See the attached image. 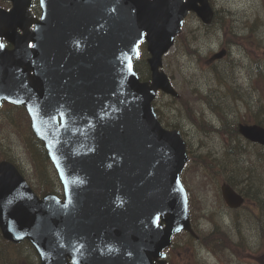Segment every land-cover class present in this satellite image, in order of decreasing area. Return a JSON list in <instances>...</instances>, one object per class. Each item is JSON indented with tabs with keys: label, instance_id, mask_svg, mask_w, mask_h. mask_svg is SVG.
<instances>
[{
	"label": "water",
	"instance_id": "water-1",
	"mask_svg": "<svg viewBox=\"0 0 264 264\" xmlns=\"http://www.w3.org/2000/svg\"><path fill=\"white\" fill-rule=\"evenodd\" d=\"M8 1L12 8L0 9V107L26 108L64 199L39 198L1 161L2 237L27 240L40 264H155L174 234L193 232L180 181L185 145L151 103L158 90L176 96L162 57L189 11L210 23L208 0H40V21L31 0ZM143 40L151 82L132 67ZM239 132L264 146V128ZM222 195L230 207L243 202L228 185Z\"/></svg>",
	"mask_w": 264,
	"mask_h": 264
},
{
	"label": "rangeland",
	"instance_id": "rangeland-1",
	"mask_svg": "<svg viewBox=\"0 0 264 264\" xmlns=\"http://www.w3.org/2000/svg\"><path fill=\"white\" fill-rule=\"evenodd\" d=\"M33 1L36 7L37 0ZM210 4L215 11H225V31L218 29L216 22L204 27L195 15H188L181 34L163 59V70L178 97L159 93L153 102L163 127L168 130L177 127L186 145L189 159L181 181L188 195L190 220L197 235L196 239L190 240L183 235L175 237L167 252V264H264L263 185L254 184L256 195L244 196L245 204L239 210L229 209L221 196V186L227 183L225 174H231L232 168L235 175L244 168L252 170L255 175L256 156L245 151L241 157L234 156L238 165L231 161L228 166H223L225 170L222 168L221 162L232 141L228 133L215 129L219 127L221 117L216 116L217 109L210 105L222 102L220 109L225 110L220 114L227 120H220L228 123L230 129L233 125L237 127L239 121L253 125L256 119L264 116V0H210ZM0 7L7 9L2 1ZM226 28H235L239 34L248 33L246 36L254 43L239 41L243 47L231 49L229 59L211 63L210 57L222 49V40L229 39ZM142 51L136 70L148 77V55L144 47ZM229 62L235 66L228 81L229 88L235 92L233 96L218 86L212 75L216 68L227 70ZM6 111L11 110L6 106L0 113V161L11 160L18 164L30 186L39 194L43 185H47V189L60 190L52 165L47 164L38 174L32 167L25 148L30 142L27 114L13 111L16 125L11 126L4 117ZM201 119L212 127L204 128ZM259 171L264 172V161ZM232 187L242 194L238 187ZM245 188L251 191L253 184ZM260 208H263L262 212ZM215 222L239 249L214 252L204 243V237L214 228ZM19 254L21 260L13 264H32L35 260L31 249H23Z\"/></svg>",
	"mask_w": 264,
	"mask_h": 264
},
{
	"label": "trees",
	"instance_id": "trees-1",
	"mask_svg": "<svg viewBox=\"0 0 264 264\" xmlns=\"http://www.w3.org/2000/svg\"><path fill=\"white\" fill-rule=\"evenodd\" d=\"M226 18H227V15L225 14V11L221 10L215 16L214 22L218 23L219 28L225 29V27H227V19ZM226 29L228 30L229 28H226ZM246 39H247V41L253 40L252 38H251L252 40L248 39V38H246ZM212 75L214 76L215 81L218 80L220 85H222L224 87H229L230 84L228 83V77H227V73L225 72V70H221L219 68H216V70L214 71V74H212ZM141 78L144 80L148 79V77H146V76H142ZM221 103L222 102L220 101L216 104L211 103L210 105L213 109H217L215 111H216V113H218V117H221L220 119H222V118L226 119L223 116V114H220V113H223V111L225 110V109H220ZM7 107H9V109L11 111L4 112V115H5L4 117H5V119H7L8 123L11 126H15L16 125V120H15L16 114H20V112H23V114L26 115L24 112V109L22 107H14L11 105H7ZM13 111H18V112L13 115L12 114ZM262 112L264 113V110ZM220 119H219L220 122H219L218 131H225L226 133H228L230 136V140L232 141V146L230 148H228L226 154L223 157V162H221L222 168L225 170V168L223 166H225V165L228 166L229 162H231V161H233L234 163H236L238 165L237 159L234 156L237 155V156L241 157L245 151H246V153L247 152L251 153V155L255 154L256 160H257V167H253L254 171H255V175H253L254 172L248 168L247 169L244 168V171H239L237 173V175H235L233 168H232L231 174H228V173L225 174L226 182L231 186L238 187L237 189L240 190V192L242 193L243 196L254 197L256 195L254 193L256 190V187L254 186V184L256 186H259V187L261 185H263V190H264V178H262L264 176V172L259 171V166H263L264 147H260L258 145L251 144V143L245 141L244 139L241 138V136L237 132V127L235 125H233L231 127L232 129H230V127L228 126V123H225ZM201 121H202V126L206 129H208L206 123L203 120H201ZM255 123L264 127V116L262 118L256 119ZM14 129L16 130V128H14ZM27 132H28V135L30 137L29 138L30 142L27 143L25 148L28 150L27 151L28 155H30V157H31L32 167L34 170H36V172L38 174V171H42L43 168L45 166H47V164L51 165V163H50L48 156H47V154L43 148V144L34 137L29 125L27 128ZM242 169H243V167H242ZM251 184H253L252 190L251 191L246 190L245 186H251ZM46 186L47 185L42 186L43 192H46V190L48 191ZM49 191H53L54 193H58L60 190L55 189V188H50ZM262 198H264V196L261 197V199ZM260 209L262 212L263 208H260ZM212 219L213 218H210V220H212ZM203 240H204V243L207 246H210L211 247L210 249H212V251H214V252H216L218 250L224 252L228 249L234 251V248L239 249L237 247V245L234 244L233 240L225 232H223V230L220 228V226L219 225L216 226V222L214 223V228L211 230V232H209L207 234L206 237H204ZM23 249H31V246L27 242H24V243L19 244V245H13V244L3 240L1 235H0V264H13L15 261L21 260V256L19 254V251H22ZM34 259L35 260L31 263L37 264L36 258H34Z\"/></svg>",
	"mask_w": 264,
	"mask_h": 264
},
{
	"label": "flooded vegetation",
	"instance_id": "flooded-vegetation-1",
	"mask_svg": "<svg viewBox=\"0 0 264 264\" xmlns=\"http://www.w3.org/2000/svg\"><path fill=\"white\" fill-rule=\"evenodd\" d=\"M2 2H3L4 6L7 9H9L11 7L10 2H7V1H2ZM30 11H31L32 15L35 18L40 19L41 14H42V11H41V8H40V5H39V2L38 1H37V6L36 7L33 5V1H32Z\"/></svg>",
	"mask_w": 264,
	"mask_h": 264
}]
</instances>
